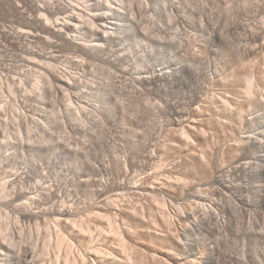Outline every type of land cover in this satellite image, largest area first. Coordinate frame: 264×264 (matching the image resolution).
<instances>
[{"label":"rangeland","instance_id":"rangeland-1","mask_svg":"<svg viewBox=\"0 0 264 264\" xmlns=\"http://www.w3.org/2000/svg\"><path fill=\"white\" fill-rule=\"evenodd\" d=\"M61 1L63 3L72 2L75 4L74 6L77 4L80 8L83 7L82 0ZM174 1L173 11L168 10L173 16V21L153 11L142 13L144 19L146 18V22L154 23V26L159 30L158 35L167 39L174 30L180 29L183 37L192 40V47L196 48L197 54L206 64L220 66L218 58L209 54L206 41L198 35L199 32H196V23L202 15H209L212 19L211 22L215 23L219 30H223L228 24L232 31L235 30L234 32L241 35L247 25H259L264 22V0ZM123 3L126 4V2ZM37 5L51 7L54 13L51 20L67 14V12L61 13V5L56 4L54 0H0V108L5 109H0V118L2 120L7 118L9 121L8 126L2 123L1 128L6 127L11 130L13 127H17L15 117L13 118L14 113H11L12 106L9 103L13 99L15 111L22 117L26 116L25 118L30 121L32 128L37 126L47 128V140L50 142L49 144L47 140L48 143L41 141L43 144L46 143L42 144L43 147L40 142V148L35 146L31 149L20 147L16 149L15 144L5 147V143H0V214L2 212V217L11 216L10 219L16 221L15 223L24 229L22 233V237L26 240L24 245L30 251L33 249L35 253L37 252V255L34 253L36 260L33 258V262L36 264H50V259L54 261L55 255L63 254L66 251L67 243L72 245L70 248L73 254L88 249L92 251L97 247L101 250L100 255L106 254L104 253L106 250V252L111 251L118 256H126L131 253V258L133 257L131 260L135 259L134 262L141 260L144 262L141 264H167L174 260L172 258L174 254L179 256L178 259L182 258L184 253L178 246H175V241L179 239V229L188 223L177 219L173 206L167 204L159 207L155 202L162 203L158 195L124 190L118 197L115 195L117 191H112L116 181L131 185L141 177L148 185L156 183L154 176L157 172L154 168L160 163L169 167L174 176L181 174L180 177L187 176V180L195 183L205 179L203 173L195 169L191 158L186 156L185 146L179 144L181 143L182 127L167 125L165 123L166 113L164 111L156 112L153 108L155 98L149 87L138 86L134 81L143 66L135 57V50H137L134 46L135 40L125 41L124 37H119L108 45L114 51L120 64L129 69L127 74L123 75L110 67L106 61L78 55L73 51V44L70 41L61 43L44 33L29 41L15 38L14 32L20 28H36L35 17H46L45 14H41V11L35 10ZM75 11L80 10L77 8ZM78 35L81 38L85 37L83 29L78 32ZM241 35L240 38L243 39L244 36ZM85 38L90 39L87 36ZM243 41L241 40L238 46L243 45ZM212 44L213 41L210 42V45ZM26 48L41 56L44 55L46 58L35 55L30 57V54L26 53ZM51 55H56L55 60L49 58ZM49 64H55L60 72L70 73L77 79V85L72 92L74 96L71 95V99L69 98L70 92L67 90L55 91L56 94L51 95L42 93V90L36 87L38 84L39 86L43 84L42 71ZM244 71V76L254 73L255 83L259 89L257 97L264 95L263 59H253L247 64ZM212 72L213 69L208 73ZM233 83L240 86L244 81L239 78ZM109 89H111L110 94L126 108L124 119L118 117L113 123L111 122L112 118L108 117L110 121H106V116L101 117L105 115L102 109L105 102L104 93ZM36 91H39L40 95ZM3 93L9 97V101H5L6 105L1 98ZM80 108L87 111L86 122H82L87 125V129L84 132L73 131L70 128H64L65 131H61L58 126L66 124L69 112L72 109L79 111ZM246 108L242 110V120L235 117L228 123L222 122L220 119V127H218L224 130L227 138H230L234 143L236 142L233 141L232 134L235 130L233 128L244 124ZM256 112H260V110L256 109ZM129 120L134 122V127L127 125ZM73 122L81 123L76 120ZM195 131L201 134L203 129L199 126ZM205 132L206 129H204V134L200 135V141L198 139L193 142L192 151L195 146L199 149L207 148L209 151H213L219 147L218 144H222V142L214 141L212 131ZM56 136L58 139H62L64 145L59 148H51L50 146L54 143L51 137L56 138ZM11 139L13 142H17L19 134L13 133ZM0 142H2L1 136ZM142 146L146 150L144 154L150 153L153 149L157 150L156 153L161 162L142 157L140 152ZM244 147L243 143L238 142L237 149L228 150L225 148L226 152L222 153L219 162L224 165L233 164L235 157L240 154V151H243ZM255 154L250 152L248 157L252 159ZM125 159L128 161L131 159L130 161L133 163L141 159L145 162L146 168L139 170L133 164L129 165ZM249 169L251 168H248L246 173L244 172L243 177L230 179L234 185L237 184L231 193L223 192V196L224 194L232 196V199L224 198L230 210L226 225L206 231L197 224H188L186 241L189 243L199 242L204 247L206 244L215 247L216 264H264V192L259 187L261 183L264 186V171L261 178H254L255 172ZM104 181L106 182L105 189L111 190L105 195V200L104 197L95 194L98 189L104 187V184L101 183ZM245 182L246 184L249 182L248 189L240 187L241 185L245 186ZM204 187H199L203 194L206 193ZM61 191L66 193L64 197L70 198V200L68 198L66 200L68 204L74 206H72L73 211L76 210L73 216L75 222L73 220L67 222L68 224L66 226L63 224L64 227L62 226V229L59 230L58 234L65 235L66 238L61 246V253H59L60 246L57 247V237L55 236L58 235L57 231L51 228L52 236H49L47 226H45L46 223L49 225L53 223L50 216L18 221L13 211L22 208L32 212L45 213L47 207L55 200V196L61 194ZM177 192L180 193V188L177 189ZM238 194L248 197L250 204L241 205L237 199ZM64 197H60V199ZM218 197L220 198L222 195L219 194ZM115 198L116 200H114ZM187 201V199L183 200L182 207L189 208V201ZM97 211L100 212L96 214ZM163 214L169 215V220L172 221L169 222L171 225H167ZM78 220L83 225L86 224L85 229L75 225L80 224L77 222ZM111 220L119 222L118 225H121L122 229L110 230ZM212 226L214 225L212 224ZM41 235H47L46 240L51 244L50 255L45 256L46 258L40 256L36 249L38 248L37 239L39 242ZM123 239L127 242V246L132 244L130 250L128 248L126 252L124 251L127 246L123 250V246L126 245L122 243ZM30 246L33 248L31 249ZM127 251L129 252L127 253ZM168 253L172 257L169 258L170 261L165 262ZM0 255L2 257H0V264H8L5 255L2 253ZM148 255L152 257L150 258ZM153 257L158 259L155 260ZM142 258L144 259L142 260Z\"/></svg>","mask_w":264,"mask_h":264},{"label":"bare ground","instance_id":"bare-ground-1","mask_svg":"<svg viewBox=\"0 0 264 264\" xmlns=\"http://www.w3.org/2000/svg\"><path fill=\"white\" fill-rule=\"evenodd\" d=\"M54 2L61 5V13L67 12V14L64 16H58L51 20L54 17L51 7L37 5L35 6V10L41 11V14H45L46 17H35L34 20L36 28H20L14 32L15 38L21 41H29L32 38H37L39 34L44 33L49 37L57 39L61 43L70 41L73 44V51H75L78 55H84L89 58L106 61L110 67L114 68V70L116 69L123 75L127 74V70L129 69L120 64L115 57L114 51H112L108 45L119 37H124L123 39L125 41L128 39L135 40L134 46L137 48V50H135V57L138 58L139 64L141 63L143 66L134 81L138 86L144 88L149 87V90H151L155 98L153 108L156 112L164 111L166 113L165 123L167 125H179L182 127L181 143L179 144L185 146L186 156L191 158L189 159L192 161L195 169L202 172L204 175L203 177L205 178L203 181L195 183L191 180H187V176L185 178L180 177L181 174L179 176H174L169 167H166L165 164L161 165L160 163L156 168H154L157 172L156 176H154L156 183L148 185L141 177L138 178L137 182H134L131 185H126L123 182L116 181L117 183H115V186L113 184L114 188L112 190L117 191L115 195L119 197L124 190L142 194L158 195L162 200V203H157V201H155L156 204L159 205V207L170 204L174 207L175 213L178 217L177 219L183 222H187L188 224H197L201 229L206 231H209L210 229L215 230L217 226L221 227V225H226L227 215L230 214V210L226 205L227 202L224 198L232 199V196H227L225 194L223 196V192L231 193L232 189L237 186V184L234 185L230 179L243 177L244 172L246 173L248 168H251L249 170H253L255 172L254 178H261L260 176H262L264 171V95L262 94L260 97H257L259 89L257 87V83H255L254 73L246 76L243 75L245 73L244 68L250 61L253 59L256 60V58H262L264 61V22H261L259 25L254 24L247 25L246 28L244 27L245 29L242 31L244 38L241 39V34L234 32L235 27L233 28L234 31H232V28L230 29V26L226 24L223 30H219L217 25L211 22L212 19L209 15H202L196 23L195 29L196 32H199L198 35L201 36L208 44L207 50L209 54L218 58L220 63L219 66L217 64H206L202 61L201 57L196 52V48L192 47V40L183 37L180 29L174 30L167 39L158 35L159 30L154 26V23L146 22V18L144 19L142 13L150 11H153L160 16H166L170 21H173V16L169 13V11H173L174 0H82V8L77 6V4L74 6L75 4L72 2L63 3L61 0H54ZM74 2H76V0H74ZM123 2H126V4L124 5ZM77 8H79L80 11H75ZM16 10L19 11L17 8ZM227 11H229V9H227ZM81 29H83L85 37L87 36L90 39L79 37L78 32ZM241 40H244V43L243 45L240 44L241 46H238V43H241ZM212 41L213 44L210 45V42ZM26 49V53L30 54V57L35 55L46 58L44 55L41 56L35 51L28 48ZM49 58L55 60L56 55H51ZM210 68L213 69L211 74L208 73L212 71ZM42 76L43 84H40V86L38 84V86H36L42 90V93L52 95L54 93L56 94L55 91L62 92L67 90L70 92V99L71 95L74 96L72 92L77 85V79L70 75V73L68 74L66 72L63 74L58 70V67L55 64H49V66H46L43 69ZM239 78L243 79V86H237L239 84L236 85L233 83L235 80H239ZM36 92L40 95L39 91ZM110 93L111 89L106 90L104 93L105 102L102 109L104 112L103 114L105 115H102L101 117L104 118L106 116V121H110L109 118H112L111 122L113 123L118 119V117H122V119H124L126 108ZM1 98L6 105L7 103H5V101H9V97L3 93V97ZM9 103L12 106L11 113H14L13 118L15 117L17 127H13L11 130L6 127L1 128L2 123L8 126L9 121L7 118H5V120L0 118V133L1 130L3 131L0 134L2 137V142L0 143H5V147L11 146L12 144L14 146L15 144L18 147H16V149H19V147L22 149H31L35 146L40 148L43 144L41 141L44 142L47 140V128L42 126L32 128L30 121L25 118L26 116L22 117V115L15 111V103H13V99H11ZM245 107H247V114L245 113L244 115V124L239 123L241 125H238V128H233L235 129L234 131L232 130L234 132L232 134L233 141L236 142L234 143L230 138H227L224 130L219 128V122L221 119L222 122L229 123L235 117L242 120V110H244ZM256 109H259L260 112L255 113ZM86 112L87 111L82 108H80L79 111H74L72 109L69 112V116L66 118V124H60L58 128L61 131H65L63 130L64 128H70V130L73 131L84 132V130L87 129V125L84 124L87 118ZM5 115H7V113H5ZM73 120L81 123H78V125L77 123H74ZM127 125L129 127H134V122L129 120ZM199 126L203 129V132L204 129H206V132L212 131L214 141L217 143L222 142V144H218L219 147H216L213 151H209L207 148L199 149L196 146L192 151L193 142L197 141L200 135L204 134L203 132L201 134L200 132L196 133L195 129L197 127L199 128ZM15 132L16 134H19V140L17 142H13L11 139V135ZM56 138L51 137L54 141L53 145L50 146L51 148H59L64 145V143H62V139L60 140V138H57L56 140ZM198 141H200V139ZM237 141L244 144L245 147L243 148V151H240V154L235 157L233 164H221L219 162V158L222 153L224 154V152H226L225 148L228 150L236 148V145L238 144ZM140 152L141 156L147 158L148 160L151 159L158 160V162L160 161L156 153L157 150L155 149L150 151V153L144 154L146 150H144L142 146L140 147ZM250 152L256 153L253 155L252 159L248 157ZM125 161L128 160L125 159ZM129 161V165L133 164V166L139 170L146 168L145 162L141 159L136 160V163ZM101 183L104 184V187L98 189L97 191L95 190V194L99 197H104L103 199L105 200V195H107L108 191L111 190L105 189V181L104 183ZM248 183L249 182L246 184L245 182V186L241 185L240 187L248 189ZM200 186H205L204 190L206 193L203 194L200 192ZM259 187L260 190L264 192V186H262V183L259 184ZM178 188H180V193L177 192ZM16 194H18V192ZM64 194L66 193L61 191L60 195L55 196V200H52V204L47 207L45 213L39 211L32 212L21 208L14 210L13 214H15L18 221H26L32 218L41 219L42 217L50 216L53 223H51V225L46 223L45 226H47V233H49V236H52V228L56 230V233L58 234L60 233L59 230L62 229L63 224L66 226V224H68L67 222L72 220L75 222L73 216L76 209L73 211V205L71 206L67 202L70 198L67 197V199L64 197ZM219 194L222 195V197L219 198ZM60 197H64L65 199H60ZM106 197L109 199L108 196ZM185 199L189 201V208L182 207L183 204L181 203ZM237 199L241 205L250 204V199L244 195L238 194ZM74 200L73 202H75ZM114 200H116V198ZM99 212L100 211H97L96 214ZM109 212L107 213L109 214ZM117 213L115 214L117 215ZM1 214L0 252L5 255V260L7 259L6 261L12 264H36L33 262L35 259V251H33V247L30 246L32 249L31 251H33L31 252L24 245V241H26L24 240L25 238L22 237L24 229L21 226H18L15 223L16 221L14 222L10 219L11 216L2 217L3 214ZM163 216L165 218L164 220L167 221L166 223H168L167 225H171L170 223L172 221L171 219L169 220V215L167 216L166 214H163ZM115 221H110V230L118 231L122 229L121 225H118L119 222L116 223ZM77 222H79V220ZM188 224L179 229V239L175 241V246H178L184 253L181 256L182 258L178 259L177 257L179 256L175 254L172 257L168 253L169 255H166L165 262H167V260L170 261L169 258L172 257L174 260L167 262V264H216L214 258L215 247L208 244L204 247L199 242L189 243L186 241ZM212 224L214 226H212ZM75 225H79L80 228H84V226L86 227V224L83 225V223H77ZM75 225H73V227H75ZM129 230L132 229L129 228ZM160 232L161 231H159V233ZM46 236L41 235L39 242L37 239L38 246L34 241L38 248H36V246L34 247L39 252V255L44 257L49 256L51 252L49 250L51 249V244L50 241L48 242V240H46ZM55 236L57 237V247L60 246L58 252L61 253L62 243L66 239L64 237L65 235L63 236L58 234ZM122 243L126 244L127 242L123 239ZM125 246H127V244L123 246V250ZM128 246L125 247L126 249L124 252H126L128 248L130 250L132 244L131 246L128 244ZM70 247H72V245L70 246V244L67 243L65 249L66 251L63 254L55 255L54 261L53 259H50V264H90V262L91 264L144 263L141 260L137 262H134L135 259L131 260L133 258H131V253L130 255L123 253L126 256H118L116 253L113 254L114 252L112 253L111 251L106 252V250L104 252L106 253L104 256L102 254L100 255L101 250L95 247V250L92 251L87 248L88 250L79 251L78 254H73ZM128 252L129 251H127V253ZM151 255L148 256L151 258ZM153 258L155 259V257ZM143 259L144 258H142V260Z\"/></svg>","mask_w":264,"mask_h":264}]
</instances>
